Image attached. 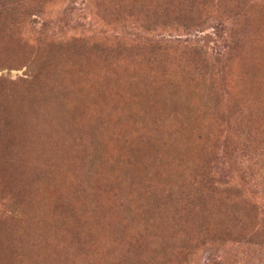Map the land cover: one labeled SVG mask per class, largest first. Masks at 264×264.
Returning <instances> with one entry per match:
<instances>
[{"label": "rangeland", "instance_id": "rangeland-1", "mask_svg": "<svg viewBox=\"0 0 264 264\" xmlns=\"http://www.w3.org/2000/svg\"><path fill=\"white\" fill-rule=\"evenodd\" d=\"M1 197L0 264H264V0H0Z\"/></svg>", "mask_w": 264, "mask_h": 264}, {"label": "trees", "instance_id": "trees-1", "mask_svg": "<svg viewBox=\"0 0 264 264\" xmlns=\"http://www.w3.org/2000/svg\"><path fill=\"white\" fill-rule=\"evenodd\" d=\"M221 54L219 53V54H217V56L219 57V58H224V56H220ZM217 57V58H218ZM225 95V94H224ZM249 101H250V105H252V104H256V103H254V102H252V99H249ZM237 105H238V101L237 102H232V104H230V109L231 108H237ZM245 104L243 103L242 105H241V107H240V109H242V110H245V109H247L248 107L246 106H244ZM224 113H228V112H223L221 115H223ZM4 202H8V200L7 199H3L2 197L0 198V205H2V204H4ZM0 210H2V208L0 207ZM261 227V228H260ZM261 229V231H262V233L264 234V222L262 223V224H259V229H257V230H255V233L256 232H258V230H260ZM254 232V231H253Z\"/></svg>", "mask_w": 264, "mask_h": 264}]
</instances>
